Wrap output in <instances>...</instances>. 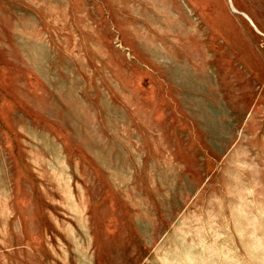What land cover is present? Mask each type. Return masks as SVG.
<instances>
[{
    "label": "rangeland",
    "instance_id": "1",
    "mask_svg": "<svg viewBox=\"0 0 264 264\" xmlns=\"http://www.w3.org/2000/svg\"><path fill=\"white\" fill-rule=\"evenodd\" d=\"M0 264H264V0H0Z\"/></svg>",
    "mask_w": 264,
    "mask_h": 264
}]
</instances>
